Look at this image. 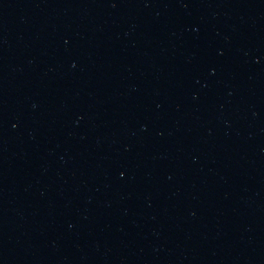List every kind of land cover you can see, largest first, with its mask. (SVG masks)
Here are the masks:
<instances>
[{
    "label": "water",
    "instance_id": "95a60500",
    "mask_svg": "<svg viewBox=\"0 0 264 264\" xmlns=\"http://www.w3.org/2000/svg\"><path fill=\"white\" fill-rule=\"evenodd\" d=\"M0 264H264V0H0Z\"/></svg>",
    "mask_w": 264,
    "mask_h": 264
}]
</instances>
